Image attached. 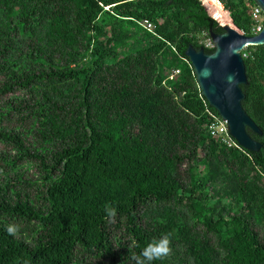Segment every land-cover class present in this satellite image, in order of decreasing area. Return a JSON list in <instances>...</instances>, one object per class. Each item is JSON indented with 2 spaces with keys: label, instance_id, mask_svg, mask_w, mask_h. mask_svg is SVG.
<instances>
[{
  "label": "trees",
  "instance_id": "16d2710c",
  "mask_svg": "<svg viewBox=\"0 0 264 264\" xmlns=\"http://www.w3.org/2000/svg\"><path fill=\"white\" fill-rule=\"evenodd\" d=\"M219 1L251 35L254 2ZM208 31L200 0H0V264H134L166 234L152 264H264V44L241 85L261 147H228L184 54Z\"/></svg>",
  "mask_w": 264,
  "mask_h": 264
},
{
  "label": "water",
  "instance_id": "95a60500",
  "mask_svg": "<svg viewBox=\"0 0 264 264\" xmlns=\"http://www.w3.org/2000/svg\"><path fill=\"white\" fill-rule=\"evenodd\" d=\"M264 13V0H252ZM222 33L208 31L214 44L211 53L188 46L189 59L201 95L227 123L229 134L242 148L258 151L261 144L247 129L261 134L260 128L245 112L241 85L247 82L244 59L240 51L247 45L264 44V27L257 35L241 34L235 26L221 25Z\"/></svg>",
  "mask_w": 264,
  "mask_h": 264
},
{
  "label": "built area",
  "instance_id": "2783aa9c",
  "mask_svg": "<svg viewBox=\"0 0 264 264\" xmlns=\"http://www.w3.org/2000/svg\"><path fill=\"white\" fill-rule=\"evenodd\" d=\"M200 1L202 2L203 6L208 11V13L210 11V9L208 8V5L218 7V8H220V6L217 5V3L222 5V3L219 0H200ZM222 7H223V5H222ZM252 18H253V26L251 28V35L250 36L257 35L259 32H261V30L264 27V13H263L262 9L259 6H257L256 4L252 8ZM143 25L148 30H151L153 27L151 22L148 20H144ZM238 31L241 34H245L244 32H242L240 30H238ZM205 46L209 47V48H214V44H213V41L211 40V38L207 39L205 41ZM247 46H249V45H247ZM247 46L243 47L242 50L240 51L243 59L248 57V55H249V51L247 50ZM177 74H179V69H173L171 71V74L169 75V77L172 78ZM207 129H208L210 135L218 137L220 139V141L223 144H225L226 146L238 147L239 144L229 134L226 121L224 119H222L220 116H218V117L214 116L213 119L210 121V123L207 125Z\"/></svg>",
  "mask_w": 264,
  "mask_h": 264
},
{
  "label": "clouds",
  "instance_id": "9594fccd",
  "mask_svg": "<svg viewBox=\"0 0 264 264\" xmlns=\"http://www.w3.org/2000/svg\"><path fill=\"white\" fill-rule=\"evenodd\" d=\"M108 217H114L116 214L115 208L107 206L105 208ZM7 232L10 235H16L19 232V225L10 224L7 226ZM170 234L161 236L159 239L152 240L139 254L133 253L130 259L134 264H152L153 261L163 260L171 254Z\"/></svg>",
  "mask_w": 264,
  "mask_h": 264
},
{
  "label": "rangeland",
  "instance_id": "374dc122",
  "mask_svg": "<svg viewBox=\"0 0 264 264\" xmlns=\"http://www.w3.org/2000/svg\"><path fill=\"white\" fill-rule=\"evenodd\" d=\"M208 8L210 9L209 14H210L212 17H214V18L218 21V23H219L220 25H225V24L227 23V24H229L230 26H233L232 21H231V19H230V17H229V14H228V12H227L225 9H223L225 14H222V15H223V16L225 15L224 18L227 17L226 19H227L229 22L224 21L223 16L219 15V11H221V10H218V9H217L216 7H214V6H209ZM230 23H231V24H230Z\"/></svg>",
  "mask_w": 264,
  "mask_h": 264
},
{
  "label": "bare ground",
  "instance_id": "6f19581e",
  "mask_svg": "<svg viewBox=\"0 0 264 264\" xmlns=\"http://www.w3.org/2000/svg\"><path fill=\"white\" fill-rule=\"evenodd\" d=\"M217 5H219L218 3H217ZM209 6H211V5H208V7ZM220 6V5H219ZM218 10H221V11H219V14H224V12H223V7L222 6H220V8H218V7H216ZM231 24V23H230ZM226 25H229V24H227L226 23Z\"/></svg>",
  "mask_w": 264,
  "mask_h": 264
}]
</instances>
